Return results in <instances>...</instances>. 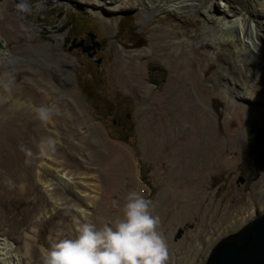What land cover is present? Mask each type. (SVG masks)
Instances as JSON below:
<instances>
[{"label":"rangeland","instance_id":"374dc122","mask_svg":"<svg viewBox=\"0 0 264 264\" xmlns=\"http://www.w3.org/2000/svg\"><path fill=\"white\" fill-rule=\"evenodd\" d=\"M30 2L31 9L23 18L15 14L11 0H0V49L8 50L15 59L6 70L0 67V96L6 99L0 106V150L4 149L1 135L7 133L13 139L16 130L19 136L24 130L20 108L12 112L14 108L8 106L12 100L18 98L27 108L24 94L35 93L36 100L42 101L30 99L33 111L28 118L37 119L40 109L47 116L45 130L34 137L37 142L32 151L22 147L26 151L20 154L24 155L18 153L28 179L24 189L15 188L11 196H3L0 190V250L6 246L12 255L2 264H41L43 251L57 239L74 235L78 223L95 221L99 228L118 219L124 198L132 190L152 202L154 213L161 216L157 229L163 228L173 209L172 205L165 207L168 199L189 187L191 174L198 173L200 165L207 169L199 179L204 189L202 201L193 199L192 217L177 220L167 234L170 246L186 234L187 240L191 237L187 242L199 240L202 249L190 264H204L220 238L264 213V73L256 79L241 73V63H251L242 61L231 46L221 49L214 45L204 51L191 40L181 50L193 54H187L190 61L173 72L177 57L172 53L159 57L161 38L153 32L157 25L169 29L176 22L166 12L147 18L137 9H124L114 18L100 16L111 26L106 30L84 9V3L93 0H66L48 4L45 10L35 7L38 0ZM73 39H86L88 46L98 43L91 51L93 58L69 50ZM154 42L159 46L152 52L132 60L142 69V87L131 88L126 79H119L127 59L119 63L116 50L122 45L126 53L134 55ZM243 84H254L255 101L241 98ZM9 87L22 95H15ZM7 111L13 115H6ZM59 114H64V120ZM78 124L76 138L71 139L66 132ZM29 130L33 133L32 126ZM65 137L80 144V151L71 153L62 142ZM89 140L102 145L100 162L87 160L84 145ZM45 141L50 144L49 155L78 174L83 186L65 188L52 172L40 170L38 149L47 146ZM113 151L115 169L103 177L100 169ZM190 151L192 162L186 169ZM128 165L133 166L132 172ZM36 171L42 172V182L52 185L53 196L46 194Z\"/></svg>","mask_w":264,"mask_h":264},{"label":"bare ground","instance_id":"6f19581e","mask_svg":"<svg viewBox=\"0 0 264 264\" xmlns=\"http://www.w3.org/2000/svg\"><path fill=\"white\" fill-rule=\"evenodd\" d=\"M65 1L66 0H38V2L35 4V7L36 8L38 7L37 9H40V10L41 9L45 10L47 9L48 4H53V3L61 4ZM26 2L28 4V11L22 12L17 7L19 0H11V7L14 9L15 14H17L18 16H23L24 18L25 14L29 13L32 3L30 2V0H26ZM84 4L86 5V6L83 5L85 6L84 9L88 13V15L93 17L97 21H99L102 25V28L106 30L107 29L110 30L111 26L109 22L108 23L105 22L104 24L100 16L110 15L111 18H114L116 15L120 14L121 11L124 9H129V10L137 9L139 12L138 14L140 16L147 17V18L152 17L155 14H160V13H165V12L170 14V16L174 15L176 17V22L173 24H170L168 27L169 29H167V27L165 26H159V25H157V28L153 29V32H156L160 35L161 39H160L159 44H162L161 47H163V52L159 54V57L163 58L165 55L169 56V54L171 53L175 54V57H177L174 63V66L172 68L173 72H177L180 69L181 64H183V62L186 63L190 61L191 58L188 57L187 54H190L191 56L193 54L188 50L184 49L183 52H181V50H183L182 48L187 46L188 40H191L195 43L198 49L204 50V51L211 50L212 46L214 45L218 46L221 49H227L231 46L233 50H235L239 55L242 56L241 58L242 61L245 60L246 61L245 63H248V62L251 63L250 66H245L243 65L244 63H241L242 65V69L240 68L241 73L248 72L249 75L253 77V79L258 78L260 73H264V0H93V2L91 3L89 2L87 4L86 3ZM184 13L186 15H184ZM187 13H189L190 15H187ZM199 27L201 28L200 30H199ZM159 44L158 43L156 44L154 42L150 45L149 48L142 50L134 55L126 53L122 49L123 48L122 45H119L120 49L116 50L119 63L125 62L123 58L127 59V62L125 63V67H126L125 72L121 68L119 72V79L120 80L126 79L125 83L127 82L126 84L131 86V88L133 87V88L139 89L140 87H142L141 86L142 81L140 78V71L142 69L140 65H134L132 63V60H135V59L141 60L144 55L152 52L154 47L159 46ZM35 53L37 54L38 52L36 51ZM167 60L168 59H165L166 62ZM14 61H15L14 57L10 54V52H8V50L0 49V67L6 70L7 66L12 64ZM169 66H172V64H170ZM126 76L127 78H125ZM175 83H178L177 80L175 81ZM176 87L179 88V86L177 85ZM253 87H254V84L248 85V86H246L245 84L242 85L241 98L243 100L255 101L257 97H256V92L254 91ZM10 88L11 87H9V89ZM10 90L12 92L15 89L14 90L10 89ZM10 90H9V93H11ZM15 91L13 92L15 95L16 94L20 95L18 91L17 92ZM32 94L30 96L29 94L28 95L24 94L25 96L24 103L26 104L27 108L23 107V103L20 102L18 98H15L12 101L9 100L11 101V104H8V106L14 108L12 109V112L15 111L16 109L19 110L20 108L21 115H23V126L22 127L24 130L21 132L22 134L21 136L17 135V133H20V132L16 130L15 137L13 136V139L11 135L7 134L6 132H4L6 134L1 135V137L3 136L1 138V145L4 146V149H3V152L0 150V157H2L0 159V174L2 175V177H0V190L3 196H11L12 194L10 195V193L15 188L20 189L22 187L21 189L22 190L24 189L23 183L28 179L26 178L25 173L23 171L24 167H23L22 161L18 157H20L21 155H24V154H20L21 152L23 153L26 150L32 151V148H33L32 145L35 146L37 142V139L34 137H39L42 131L45 130L42 128V126L43 124H45L47 120L46 114L37 113L38 114L37 119L36 117H33V118L30 117L31 119L28 118L29 112L33 111V109L29 106L30 104L29 102H31L30 99L34 100L37 103H40L42 101V100H36L35 93L33 95ZM7 99H9V97H7ZM5 101H6L5 97L1 98L0 96V106ZM8 113L9 112L7 111L6 115L11 114V113L10 114ZM59 113L61 112L59 111ZM77 114H78L77 117H81V115L79 116V113ZM63 115L59 114L62 120H64V117H65ZM68 117L70 118L69 115ZM61 119H59V121ZM78 122L81 123V121H78ZM65 123H67V121ZM68 125L69 123L67 124V126ZM30 126H32L33 133H31L29 130ZM79 127L80 125L78 124L75 127L72 126V128H74L75 130H67V128H64V129L68 131L66 133H68L70 138L72 139L75 137L74 132ZM61 130L62 129H60V131ZM90 131H89V134H90ZM94 137L93 138L91 137V139H94ZM44 138L47 139V137H44ZM70 138L65 137L63 138L62 142L65 144V146L70 147L71 153H73V151L79 152L82 147L79 146L80 144L77 145L76 143H72L69 140ZM88 142L89 143L87 142L85 143L86 146L84 145V147H86L87 148L86 150L88 151L87 160L90 163H95L99 161L100 159V154H101L100 149L102 145L100 144L99 141H96V144L92 142L95 145L90 143V140ZM44 143L46 144V141ZM78 143H81V142H78ZM49 145L47 146L41 145V147L38 149L39 156L37 157L38 159L37 164L40 170H43V171L47 170L49 172H52L55 178L59 180L60 183L65 188L67 187L71 189H77L78 187L83 186L82 178H80L78 174H72L71 171H67L65 169L64 162L56 161L49 155V152H48L49 150L48 148L50 147ZM22 147H24L26 150L22 151L21 149ZM112 147L114 148V145ZM112 150L115 151V149H112ZM119 150L121 149L119 148ZM114 151L112 153H114ZM7 152L11 153L14 156V158L8 155ZM18 153L20 154V156H18ZM115 153L112 154L113 156L110 153L112 157H110L108 161L106 159L107 162H105L104 167L100 169L101 176L105 177L107 176V174H109L113 170V168L115 169V163H114L115 155H116ZM192 157H193V153L192 151H190L189 163L186 166V169L189 168V165H191ZM34 158H36V156H34ZM29 164L31 165L30 161H29ZM204 166L200 165V169L198 170V173L192 171L193 173L191 174V181H190L189 187L185 191H182L181 193H179L178 196H172L170 199H168L166 203V206H165L166 208L172 205V208H173L171 211L172 213L168 221L164 223V227L160 228L161 226H163L161 224V226H159L160 229H157V230L162 232L168 244L169 258H168L167 264H190V262L193 260V257L197 254V252L200 249H202L201 243H199V240L197 238H195V244L194 242H191V241L187 242L191 238L190 237L187 240L186 239L187 234L178 244H176L175 246H170L167 241V234L169 233V231H171L173 224L177 220L182 219V218L189 219L190 217H192L191 209L195 207L193 205L191 206L190 202L193 199L194 200L196 199V201H199V200L202 201L203 196H200V194L202 193L204 189L202 188V185L200 184L199 179H201V176L204 175V171L207 170ZM128 169H129V172L130 171L132 172L133 166L128 165ZM120 170H122V168ZM123 171H127V170L124 169ZM41 173L42 172L36 171V176L39 178V181L44 186L43 189L46 192V194H48L49 196H51L52 194L53 196V193H50L53 191V188H49L52 185L42 182L40 178ZM130 174L133 175V173H130ZM19 182H22V183L18 184ZM53 198L54 197H52V199ZM200 206L199 207L197 206L198 207L197 211H199ZM79 213L80 215L83 214L82 211H79ZM94 222L95 221H93L92 223L93 225L95 224ZM10 258H12L11 252L7 249L6 246H4L3 249L0 250V264H2L1 263L2 261L6 259H10ZM16 263H18V260H16ZM8 264H15V263L13 262L11 263L9 261Z\"/></svg>","mask_w":264,"mask_h":264},{"label":"clouds","instance_id":"9594fccd","mask_svg":"<svg viewBox=\"0 0 264 264\" xmlns=\"http://www.w3.org/2000/svg\"><path fill=\"white\" fill-rule=\"evenodd\" d=\"M17 7L28 11L26 0H19ZM159 223L152 202L129 191L118 219L99 228L78 223L74 235L57 239L43 251L41 264H167L169 248L157 230Z\"/></svg>","mask_w":264,"mask_h":264},{"label":"water","instance_id":"95a60500","mask_svg":"<svg viewBox=\"0 0 264 264\" xmlns=\"http://www.w3.org/2000/svg\"><path fill=\"white\" fill-rule=\"evenodd\" d=\"M84 41H71L72 48H81L92 58L98 43L84 46ZM99 64V61H97ZM204 264H264V213L252 219L247 224L220 238L211 248Z\"/></svg>","mask_w":264,"mask_h":264},{"label":"flooded vegetation","instance_id":"af4514ba","mask_svg":"<svg viewBox=\"0 0 264 264\" xmlns=\"http://www.w3.org/2000/svg\"><path fill=\"white\" fill-rule=\"evenodd\" d=\"M80 40H83V39H80ZM80 40H79V41H80ZM83 41H84V43H83L84 46H88V44H87V42H86V39H84ZM77 42H78V41H77ZM74 49H75V50H78V53H79V54L86 56L88 59H92V58H93V57H92V58H89V57L87 56V53H83V52L81 51V48H79V47H78V48H74ZM91 51H92V50H91ZM91 51H90L89 53H94V52H91ZM93 56H94V55H93Z\"/></svg>","mask_w":264,"mask_h":264}]
</instances>
